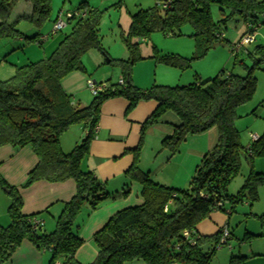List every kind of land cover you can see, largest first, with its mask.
Segmentation results:
<instances>
[{"label": "trees", "instance_id": "trees-1", "mask_svg": "<svg viewBox=\"0 0 264 264\" xmlns=\"http://www.w3.org/2000/svg\"><path fill=\"white\" fill-rule=\"evenodd\" d=\"M29 2L32 14L10 22L17 0H0V39L20 38L40 45L47 41L39 33L28 37L18 29L22 21L41 29L50 19L51 0ZM214 2L158 0L155 7L137 12L132 16L128 37L124 38L131 55L128 61L110 59L101 44L100 15L83 3L76 12L81 16L75 17L73 13L69 20L71 32L49 57L18 67L11 79L0 81V147L29 146L38 158L24 188L40 181L64 183L73 180L76 183V195L65 203L54 231L46 233L43 227L36 229L33 225L37 216L22 213L23 201L19 192L0 176L1 189L9 191L12 197L8 209L10 224L0 226L1 263L9 261L23 242L28 241L39 250L52 253L49 264H78L74 257L83 241L74 230L76 219L83 208L96 211L104 202L118 197L109 193L96 176L82 166L95 139L102 105L112 98L127 100L129 110L149 101L156 102L157 107L143 125L140 144L133 151L134 163L126 172L128 178L142 186L144 203L118 212L95 234L98 255L93 264L212 263L217 251L225 247L219 248L221 231L204 237L198 234V225L215 211L231 215L245 202L256 204L260 189L264 187V173L254 169L255 160L264 158V134L245 148L235 126L237 110L250 102L256 92L254 72L264 63V44L244 50L251 61L250 66L232 51L235 63L244 68V75L223 71L212 79L196 78L195 82L184 86L154 85L140 89L133 84L132 67L137 61L139 46L133 39H148L157 31L165 36L182 37L186 35L183 28L189 26L190 37L195 39L197 46L193 58L173 54L161 56L159 53L154 56L158 64L185 71L191 68L192 62L204 58L218 43L225 41L224 34L219 31L220 25L239 17L247 25L246 33H253L259 20L264 18V0H219L216 3L225 18L214 22L211 14ZM92 50L101 51L108 57V63L121 67L124 83L104 82L108 88L81 108L79 104H73V96L64 91L61 82L72 73L84 72L82 59ZM168 112H173L180 122L174 127L173 134L162 142V147L172 156L189 136L204 134L213 128L218 131L215 147L203 157L186 189L159 184L138 167L146 130ZM77 125L86 131V136L71 152L65 153L61 138ZM243 160L251 166L250 173L242 188L230 195L228 188L240 174ZM129 194L127 186L120 195L126 197ZM258 219L263 221L264 215ZM186 231L194 239V245L184 237ZM254 238L247 235L245 240ZM229 264H247V259L232 256Z\"/></svg>", "mask_w": 264, "mask_h": 264}, {"label": "rangeland", "instance_id": "rangeland-1", "mask_svg": "<svg viewBox=\"0 0 264 264\" xmlns=\"http://www.w3.org/2000/svg\"><path fill=\"white\" fill-rule=\"evenodd\" d=\"M214 1L211 5V14L214 22H219L225 18V15L220 11L219 4L216 3L219 0ZM83 3H86L90 10H95L100 15L99 35L101 44L110 59L128 61L131 55L124 38L128 37L132 16L140 10L155 7L158 4V0H51L50 19L43 28H33L28 22L24 21L18 25L19 31L25 36L32 37L39 33L42 35L41 37H47L45 43L42 45L29 43L27 40L20 38L0 39V81L11 79L16 74L17 68L24 66V64L38 62L49 57L65 35L69 34L72 29V24H69L61 32L52 34L54 22L60 14L63 15L62 18L66 22L67 16L78 12L79 7ZM16 4L15 11L19 12L26 9L25 0H18ZM79 12L81 13L82 11ZM226 15H228L227 12ZM13 20H15L14 15ZM257 27L256 39L254 44L249 47L250 49L264 44V18L259 20ZM183 31L186 35L182 37L165 36L157 31L148 39H133L134 43L138 42L139 44L138 58L132 67V79L135 86L143 90L154 85L184 86L195 82L196 78L201 79L202 77L199 75L201 72L205 74L203 80L212 79L223 71L238 75L245 74L244 68L240 64L235 63V55L232 52L233 46L238 44L247 32V25L242 19L234 17L228 20L225 25H220L219 31L224 34L225 41L218 43L204 58L192 62L191 68L188 70L184 71L158 64L154 58L156 53L161 56L179 55L186 59H191L197 54L196 41L190 37L191 28L185 26ZM30 55L36 56L32 60L28 57ZM239 60H244L248 66L251 65V61L247 58L244 50L240 51ZM82 63L85 68L84 72L78 71L70 74L62 80L61 84L64 91L73 96V100L77 104L81 102L80 105L86 107L94 99L87 84L88 80L96 81L98 84L104 82L117 84L122 77V69L115 63H108V57L99 50L88 52L83 57ZM254 76L257 79V89L254 97L237 110L238 119L235 121V126L240 133V143L245 148L252 143V135L259 137L264 134V63L261 69L254 72ZM180 81V84L183 85H177ZM168 114L175 116L173 112H168L161 119L167 117ZM160 120L145 132L138 167L140 170L144 169L146 172H151L153 179L157 182L160 180L169 182L174 178L175 183H179V188L177 189H186L195 173L196 165L200 163V159H197L198 163L196 162L192 165L190 157L192 155L191 148L195 147L194 141L196 140L189 136V142L185 141L173 157L169 150L162 147L163 141L158 137V133L156 134L155 132L151 139L146 138L150 135L148 132L151 131V128L154 127L153 131H157L159 128L156 126L167 127V124L161 123ZM217 134V129L213 128L204 134L194 136L211 139L214 142L210 149L212 151L215 147ZM263 164L264 158L256 159L254 162L255 171H259ZM161 168L163 169L160 170ZM250 170L251 166L243 160L240 174L229 186L228 194L234 195L242 188ZM184 174H187L188 179L185 178L187 181H184V177H181ZM123 190L114 193L121 197H117L118 199H126L130 196L129 194L126 197H122L120 194ZM6 197L10 202L12 201L10 195H6ZM236 210L238 213L239 211L241 212L242 205L238 206ZM256 210H261L264 213L263 196L255 204L253 211ZM222 251H229V246L218 250V252ZM137 263L139 262L127 264Z\"/></svg>", "mask_w": 264, "mask_h": 264}, {"label": "crops", "instance_id": "crops-1", "mask_svg": "<svg viewBox=\"0 0 264 264\" xmlns=\"http://www.w3.org/2000/svg\"><path fill=\"white\" fill-rule=\"evenodd\" d=\"M25 4V10L17 12L15 7L13 8L10 22L14 21H12L13 15L16 19L19 16L32 14V6L29 0H25ZM35 56L30 55L28 57L33 60ZM199 75L203 80L205 74L201 72ZM178 83L177 85H183L180 84L181 81ZM72 102L74 105L77 104L74 100ZM80 103L79 107H85ZM156 107V102L149 101L141 102L136 108L129 110V102L124 98H112L102 105L95 139L92 141L90 154L82 166L84 170L92 172L109 193L120 192L126 186H129L130 196L126 199H118L121 198L118 197L114 200H108L96 211H91L89 207L83 208L74 223V230L83 241V245L74 257L78 264H93L95 262L98 247L94 242V236L104 228L115 214L127 208L141 206L144 203L142 186L128 178L126 172L134 163L133 151L140 144L143 125L153 114ZM160 122L167 124V127L156 126L159 128L157 131H153L154 127L151 128V131L148 132L150 135L146 137L147 139H151L156 132L163 141L173 134L174 127L180 123L176 115L169 114ZM85 136L86 131L81 126L71 127L61 138L62 150L65 153L71 152ZM190 138L196 140L194 141L195 147L191 148L192 155H190L193 165L197 162V159H200L201 162L214 145V142L202 136H192ZM217 140L218 134L215 145ZM186 141L189 142V138ZM37 163L38 158L29 146L24 148L10 145L0 147V176L8 186L17 189L19 192L23 201L22 213L26 216H37L43 222V231L51 233L55 229L57 218L61 214L65 203L71 201L76 195V183L73 180L64 183L40 181L24 188L28 174ZM199 164L196 165V168ZM259 169L257 172L264 173V164ZM141 171L146 172L144 169ZM147 173L150 174L152 179L154 178L151 172ZM181 177H184V181L188 179L187 174L181 175ZM153 180L157 182L155 179ZM157 183L171 188H179V183H175L174 178L169 182L160 180ZM6 195H9V192L0 189V226L3 227L10 224L8 209L11 202ZM262 196L264 197V187L260 189V198ZM254 206L255 204L250 205L249 202H245L242 204L241 212L238 213L235 210L236 215L215 211L198 225L197 232L204 237L219 234L226 225L229 226L231 231L232 237L229 240L231 248L229 247V251H217L211 264H229L232 256L245 257L247 264H264V220L258 219L264 213L261 210L253 211ZM247 235L255 236V238L247 241L245 240ZM51 258V252L41 251L32 243L24 241L9 261L0 262V264H49ZM57 264L65 263L59 262Z\"/></svg>", "mask_w": 264, "mask_h": 264}, {"label": "built area", "instance_id": "built-area-1", "mask_svg": "<svg viewBox=\"0 0 264 264\" xmlns=\"http://www.w3.org/2000/svg\"><path fill=\"white\" fill-rule=\"evenodd\" d=\"M72 14L67 16V20L66 22L63 20V15L60 14V16L58 17V19L56 20L53 30H52V34H57L58 32H61L67 25H69V20L72 18ZM75 17H79L81 16V14L79 13H74ZM249 27V25H248ZM256 30L257 28H255V31L253 33H246L242 39L240 40V42L236 45L233 46L232 51L235 54H239V52L241 50H245L248 49L252 44H254L255 42V36H256ZM43 40H47V37H43ZM123 80H120L119 84L123 85ZM88 87L91 91V93L93 94V96H98L100 93H102L103 91H105L108 88V85L106 83H101L98 84L96 81H92V80H88L87 82ZM258 136L257 135H252L251 136V140L252 142H255L258 140ZM33 225L35 226V228H39V227H43V222L41 220H39L38 218H35L33 220ZM184 237L190 241L191 245H194L195 242L193 241L194 239H191L190 233L189 232H184ZM231 231L229 229V226H224L221 230V239H220V244H219V248L223 247V246H229L231 248V246L229 245V240L231 239Z\"/></svg>", "mask_w": 264, "mask_h": 264}, {"label": "water", "instance_id": "water-1", "mask_svg": "<svg viewBox=\"0 0 264 264\" xmlns=\"http://www.w3.org/2000/svg\"><path fill=\"white\" fill-rule=\"evenodd\" d=\"M7 192H9V191H7Z\"/></svg>", "mask_w": 264, "mask_h": 264}]
</instances>
